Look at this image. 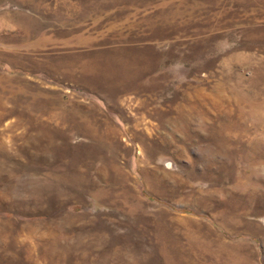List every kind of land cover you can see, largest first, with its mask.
<instances>
[{
    "label": "rangeland",
    "instance_id": "374dc122",
    "mask_svg": "<svg viewBox=\"0 0 264 264\" xmlns=\"http://www.w3.org/2000/svg\"><path fill=\"white\" fill-rule=\"evenodd\" d=\"M0 264H264V0H0Z\"/></svg>",
    "mask_w": 264,
    "mask_h": 264
},
{
    "label": "snow or ice",
    "instance_id": "6c2138e0",
    "mask_svg": "<svg viewBox=\"0 0 264 264\" xmlns=\"http://www.w3.org/2000/svg\"><path fill=\"white\" fill-rule=\"evenodd\" d=\"M170 166V165H169Z\"/></svg>",
    "mask_w": 264,
    "mask_h": 264
}]
</instances>
